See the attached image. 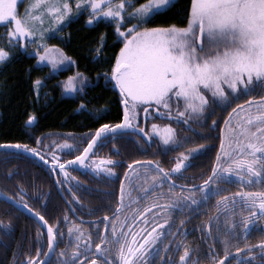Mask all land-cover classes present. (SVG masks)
I'll return each instance as SVG.
<instances>
[{
	"label": "snow or ice",
	"instance_id": "obj_1",
	"mask_svg": "<svg viewBox=\"0 0 264 264\" xmlns=\"http://www.w3.org/2000/svg\"><path fill=\"white\" fill-rule=\"evenodd\" d=\"M169 3L170 0H144L138 3L131 12H128V17L135 19L137 23L131 24L122 31V24L125 21L123 13L130 6L127 0H118L115 4L112 0H77V8L81 5L91 6L93 14L89 16V23L99 15L116 20V32L124 40L123 47L116 55L111 69V79L115 81V87L119 89L122 97L121 102L125 105L124 119L119 124L111 126L102 124L96 129V134L88 142V147L75 157V160L81 164L84 163L85 155L93 149L102 133L110 129L133 127V114L129 110V103L135 108L139 102H154L158 106L157 111L159 106H163L171 117V101L175 97L177 102L184 101V111L178 112V115L183 117L186 113L203 114L205 112L209 106V97L205 94L206 92L211 93L214 101H219L226 106L230 102V97L235 98L240 93L246 94L257 86L264 88V0H190L185 26L171 24L166 27H140L141 24H147ZM45 4H48L47 12L55 15V23L62 21L71 11L67 0H64L62 7L55 0L51 3L48 0H31L25 9V14L21 16L18 13V0H0V23L13 25L7 32L9 44L14 37L19 40L36 34L33 28L37 22L43 24V13L40 15L33 13L40 12ZM138 28H140L139 31H137ZM100 39V45L96 48L97 54L102 51L103 35ZM205 41L209 45L207 53L203 52ZM54 51L59 50L55 49V46H51V49L46 48L45 55H40V59L47 58L55 65L57 61L50 54ZM9 56L10 53L4 47H0V63L5 62ZM79 75L78 73L77 77H68L65 87L72 88L74 79ZM34 84L38 85L39 81H34ZM245 106L247 111H242L243 106L237 105L225 120V124L228 125L227 134L222 128L221 150L217 152V162L212 166L211 175L199 185H181V187L198 188L203 194V200H207V193L213 191L210 186L216 183L217 179L227 180L234 175L242 184L250 185L264 178V96L258 99L249 97ZM253 108H255L254 113ZM147 111L148 109H145V113ZM234 113H241V116L239 122L233 127L231 121ZM27 119L31 122L34 116L29 115ZM212 123L215 125L217 121ZM152 130L160 135L165 144L175 142V129L170 125H164L161 130L158 125L153 124ZM7 147H23L28 151H36L27 149L26 145L21 144L7 145ZM57 147L70 148L71 145L65 141L63 145H57ZM204 147V145H198L197 148L189 149V155ZM36 154L39 155V153ZM189 155L181 153L176 163L167 171L157 164V175L152 176L150 182L145 181L143 194L146 196L158 182L164 179L170 181L173 173L181 172L186 167ZM66 163L71 164L73 161H66ZM115 163L111 158H101L99 163L93 164V168L103 169L106 173L112 174L111 167L103 166ZM140 163L133 162L137 165ZM144 163L147 165L152 162ZM64 167V164L59 165L62 172ZM132 167L133 165L130 164L129 168ZM65 175L67 176V173ZM125 175L128 176L129 173L126 172ZM171 186H174V182ZM171 186L167 202L162 206L152 204V209L161 208L162 211H171L179 208L183 210L200 202L191 192L188 195L171 192ZM220 190L217 188L215 191ZM124 191V181H121V204L117 205V213L122 207ZM158 195L159 198H163L165 193L161 192ZM236 197L243 198L244 209H252L247 215L241 212L239 221L234 219ZM228 201L229 197H220L217 200L216 213L210 216L205 224L208 228L207 234L211 235V222L216 221L219 232V216L222 214L226 218L225 235L220 241L224 245V256H221L218 261L213 257L214 264H226L225 258L230 256L229 239L234 235L233 230L237 225L247 234L258 218H264V191L237 192L233 194L231 205ZM24 207H27V204ZM136 211V209L132 210L131 223H127L129 218L127 216L125 220H120L118 216L112 220V238L108 239L107 231L101 234L100 242L95 244V253L88 264H151L149 257L159 253L158 240L163 239V229L171 225L169 220L165 219L163 224H155L150 231L147 228L135 231L141 220L145 224L148 223L145 214L150 209L145 207L138 216L135 215ZM35 215L47 226L48 248L51 250L56 242L58 224H48V221L38 212ZM103 219L108 221L109 217L105 216ZM153 223H155V217ZM180 223L184 224L185 221L181 220ZM73 230L81 232L79 225L69 228V233ZM145 232H147L146 235ZM40 235L38 231L37 236ZM76 239L79 241L80 237L77 236ZM86 243L89 247L85 251H89L92 243L90 236ZM79 247L77 243L71 252L72 259L64 261L63 264H77V259L84 260L83 254L78 250ZM169 247H171L170 244L164 245L165 251ZM256 247H259L264 254V240L259 241L257 245L246 244L244 250L255 259L253 250ZM235 251L240 253L242 250L237 247ZM40 252L41 249L37 248L36 255L30 257L27 264H47L46 260L38 261ZM190 252L189 247H184L177 264H187ZM48 255V252H44L45 257ZM60 255H64V252L62 251ZM97 256L100 258L97 259ZM161 259L163 264V257ZM168 264H172L171 257L168 258ZM259 264H264V260H261Z\"/></svg>",
	"mask_w": 264,
	"mask_h": 264
},
{
	"label": "flooded vegetation",
	"instance_id": "obj_2",
	"mask_svg": "<svg viewBox=\"0 0 264 264\" xmlns=\"http://www.w3.org/2000/svg\"><path fill=\"white\" fill-rule=\"evenodd\" d=\"M100 17L102 18L103 15L96 16L95 19ZM114 21L113 24H116V20ZM127 22L128 20H126L125 16L122 31L125 29ZM119 38L123 40L122 37L119 36ZM20 41L22 42L21 39ZM205 94L209 97V106L203 114L186 113L185 116L179 118L175 112L177 108L178 110L182 108V111H184L183 101L177 102L173 98L171 101V117L168 115V110L164 109L163 106L159 107V114L153 113L157 110V106L155 111L150 110L148 116L144 117V119L140 116L134 120L137 127L143 128L142 134L128 127L119 135H110L99 140L86 161L79 168L64 167L62 172L59 165L65 164L66 161H71L79 156L92 139V136L96 134V131L82 147L78 155L61 162L55 167L47 160H50V158H44L40 154L37 155L36 153L38 152L36 151L32 152L23 147L21 148L26 152L37 155L40 160L13 150L19 153L17 157L33 159L35 163L43 166L44 170L35 173L31 179L30 177H25L23 179L4 181L0 178V264H27L30 257L36 255L37 248L41 249L38 261L46 260L47 264H63L64 261L72 259L71 252L77 243L80 245L78 250L84 256V260L77 259V264H88L95 253V244L100 242L101 234L107 231L108 239L112 238V220L117 216L120 220H125L127 216L129 217L127 223H131L132 210L136 209L135 215L138 216L139 212H142L145 207L150 209L145 214L148 223L145 224L141 220L134 229L135 231H139L141 228H147L150 231L151 228L155 227V224H163L165 219H168L171 225V227L165 226L163 229V239L158 240L159 253L149 257L151 264H162V257L163 264H168L169 257H171L172 264H177L179 256L186 246L191 250L187 264H214L213 257L218 261L221 256H224V245L220 241L225 235L226 218L222 214L219 216V232L217 231L215 220L211 222V235L207 234L208 228L205 227L209 217L216 213L217 200L220 197L227 196L229 197L228 203L231 205L233 194L237 192L264 191V178L260 182H253L250 185L247 183L242 184L234 175L227 180L217 179L216 183L210 186L213 191L207 193V200H203V194L198 188L181 187V185H199L207 179L212 173L213 164L217 162V152L220 151L221 129L225 124L226 118L220 123V117L216 114L224 105L217 106L216 104H219V102L214 101L207 93ZM213 121H217V123L213 125ZM153 124L158 125L161 130L166 124L175 129V142L165 144L157 132L152 131L151 134ZM115 138H120L122 153L119 148L114 146ZM132 138H137L141 141V147H144L142 153L144 158L136 160L141 162L138 165L133 164L134 161L130 162L127 159ZM147 142L154 146H148ZM198 145H204L205 147L189 155V149L197 148ZM181 153L189 155L186 167L179 173H173L170 181L164 179L158 182L156 187L152 188L145 196L143 194L144 183L146 180L150 182V178L157 175L156 165L159 164L166 171L170 170ZM148 155L150 157L147 158ZM50 157L55 160L54 156L50 155ZM101 158H111L116 162L112 165L103 166L111 167L113 170L112 174L106 173L103 169L97 170L93 168V164L99 163ZM147 161L152 163L146 165L144 162ZM130 164L133 165L132 168H129ZM38 165L24 164L22 166L37 167ZM52 170L56 174V177L53 178L54 185L57 188L58 200L63 205V217H66V219L63 225L56 229V242L53 249L49 250L47 226L43 224V221L39 220L35 213L38 212L45 220H49V209L51 207V196L49 193L51 189L48 182L50 181ZM126 172L129 173L128 176L125 175ZM65 173H67V176ZM99 180L103 181L101 185L105 186L104 192L112 193L110 196H105L107 198L113 196L115 186L117 187V204L116 206H110V209L109 205H101L103 210L99 213V216L89 219L90 213L83 210L84 201L82 200L89 201L92 199L91 194H98L101 191L96 188ZM121 181H124L125 191L121 210L117 213V205L121 204ZM173 182L174 186H171ZM170 186L171 192L183 195H188L191 192L200 202L198 205H194L191 208L185 207L183 210L179 208L171 211H162L161 208L152 209V204L162 206L167 202ZM111 187L112 189H110ZM217 188L221 190L215 191ZM161 192L165 193L163 198H159L158 194ZM242 200V197H236L234 219L237 221L241 219V212L247 215L248 212L252 211V209H244L242 207ZM25 204H27V207H24ZM221 207L223 206L221 205ZM105 216L109 217L108 221L103 219ZM154 217L155 223H153ZM181 220H184L185 223L181 224ZM74 225H79L81 232L73 230L72 233H69V228ZM263 225L264 218H258L256 224L247 234L237 225L233 230L234 235L229 239L228 250L230 256L225 258L226 264H245L244 259L246 264L259 263L257 253L259 247L253 250L255 259L249 256L244 248L246 244H258L255 241V237L256 234H264ZM117 227L119 228V225ZM38 231L41 233L39 237L37 236ZM173 233H176V235H173ZM144 234L146 235L147 232ZM77 236L80 237L79 241L76 239ZM89 236L92 243L90 250L85 251L89 247L86 243ZM182 241L184 243H181ZM253 241L254 243H252ZM166 244L171 245L167 251L164 248ZM237 247L241 248L242 251L240 253L235 251ZM62 251L64 255H60ZM44 252H48L49 255L45 257ZM96 258L99 259L100 257L97 256Z\"/></svg>",
	"mask_w": 264,
	"mask_h": 264
},
{
	"label": "trees",
	"instance_id": "obj_3",
	"mask_svg": "<svg viewBox=\"0 0 264 264\" xmlns=\"http://www.w3.org/2000/svg\"><path fill=\"white\" fill-rule=\"evenodd\" d=\"M118 1V0H117ZM132 5L144 0H129ZM190 0H175L165 9L155 14L144 27L169 26L176 24L183 27L187 23V12ZM89 10H84L69 20L55 35L47 38L42 46L26 44L22 40L19 55L0 69V145H26L27 149H35L41 156L51 162L53 167L63 161L74 158L82 147L90 140L92 134L102 124H119L122 120V97L113 87L109 77L110 68L123 40L116 32V24L112 18L100 17L89 23ZM9 24H0V31ZM103 35L102 51L97 54ZM59 51L50 52L55 57L53 65L49 59H40L45 49ZM209 51L205 41L204 53ZM66 57V59H65ZM73 81L76 91L67 95L63 88L68 77H77ZM39 84H34V81ZM66 88V87H65ZM264 96V88L259 86L246 94L240 93L216 114L220 123L237 105H244L249 97L258 99ZM29 115H33L36 123L27 128L25 123ZM220 125V124H219ZM67 141L70 148L57 147ZM114 146L121 150L120 138H115ZM148 146L151 145L147 142ZM141 141L132 138L128 161L133 162L144 158ZM13 150H0V178L4 181L31 177L44 170V167L30 158L17 157ZM54 156L55 160L51 159ZM150 157L149 155L147 158ZM24 164H36L37 167H26ZM20 165V166H19ZM50 184L51 203L49 224L61 227L65 222L63 205L58 200L57 188L54 185V170L51 171ZM47 182V179H46ZM103 181L99 180L96 188L101 191L91 194L89 201L82 200L84 211L90 213L89 219L99 216L103 210L101 205L116 206L117 187L112 193L104 192ZM3 186H5L3 184ZM112 189V187L110 188ZM255 241L264 240V234H256ZM254 243V241L252 242ZM258 261L264 260V254L257 250ZM244 262L245 259H244ZM259 264V263H258Z\"/></svg>",
	"mask_w": 264,
	"mask_h": 264
},
{
	"label": "rangeland",
	"instance_id": "obj_4",
	"mask_svg": "<svg viewBox=\"0 0 264 264\" xmlns=\"http://www.w3.org/2000/svg\"><path fill=\"white\" fill-rule=\"evenodd\" d=\"M175 0H170V3L169 5L174 2ZM49 3L52 2V0H48ZM55 2L62 7V4L64 2V0H55ZM67 2L69 3L70 7H71V11L65 16V18L60 21L59 23H55V15L53 14H49L47 12V6L48 4H45L44 8L40 10V12H34L33 14L34 15H40L41 13H43V24L41 25L39 22H37L35 24V27L33 28V31L36 33L34 36L32 37H28V36H25L23 39L21 40H26V44L30 45L31 43L34 44V45H39V46H42L43 42L45 40H47V38L55 35L61 28H63L66 23L73 19L76 15H78L80 12L84 11V10H89L90 13H92V9H91V6L88 5V6H84V5H81L79 8H77V0H67ZM118 1L117 0H112V3L115 4L117 3ZM128 2V5H130L129 7H127V10L123 13L125 16H126V20H128L127 22V25L125 26V29L128 28L131 24H135L137 23V21L131 17H128V12H131L132 11V8L136 7L137 5L133 6L132 5V2L127 0ZM31 3V0H18V13L23 16L25 14V9L29 6V4ZM168 5V6H169ZM106 7V6H105ZM165 9V8H164ZM163 10V9H162ZM161 11V10H160ZM0 24H3V23H0ZM13 25L9 24V26H7L5 29L1 30L0 31V47H4L9 53H10V56L9 58L3 62V63H0V69L7 63H9L14 57H16L18 55V52H19V45L21 43L20 39L17 40V38H13L12 40V43L9 44L8 43V36H7V32L10 28H12ZM141 28H143L144 26H140ZM140 28L137 29V31H139ZM123 43H124V40H123ZM123 43H122V47H123ZM96 51V50H95ZM119 53V51H118ZM117 53V54H118ZM116 58V57H115ZM115 58L113 60V63L111 65V68H110V74H109V77L111 79V69L115 63ZM112 80V79H111ZM112 85L113 87H115V81L112 80ZM116 88V87H115ZM118 91L119 89L116 88ZM64 90V93L67 94V95H71L73 94L75 91H76V88L74 89L73 87L72 88H63ZM120 92V91H119ZM208 95H210L211 97V93L210 92H206ZM175 99V97H173ZM212 98V97H211ZM213 99V98H212ZM183 101V100H182ZM129 110L130 112L133 114L132 115V125L133 127H130V129H134L136 132L142 134L143 131H141V129H143L142 127H137L134 123V120L136 118H139L140 116L142 117V119H144V117H147L148 116V112L151 110H154L155 111V108L157 107V105L154 103V102H148V103H145V102H139L136 104L135 108H133L131 106V103H129ZM243 106L242 108V111H247V108L244 105H241ZM160 107V106H159ZM183 107H184V101H183ZM145 109H148L147 113H145ZM179 111H182V108L180 110H178V108L176 109V115H178V112ZM232 112V111H231ZM255 112V108H253V113ZM155 114H159L160 111L158 112L157 110L155 112H153ZM218 113V112H217ZM179 116V115H178ZM240 116H241V113H234L233 114V117H232V126L234 127L236 123L239 122L240 120ZM229 117V114L227 116L226 119H228ZM180 118V116H179ZM223 128L225 129V133L227 134V129H228V125L224 124ZM152 129V128H151ZM152 131L151 130V134H152ZM154 132V131H153ZM227 138V136H226ZM219 150H221V144H220V148Z\"/></svg>",
	"mask_w": 264,
	"mask_h": 264
},
{
	"label": "water",
	"instance_id": "obj_5",
	"mask_svg": "<svg viewBox=\"0 0 264 264\" xmlns=\"http://www.w3.org/2000/svg\"><path fill=\"white\" fill-rule=\"evenodd\" d=\"M124 108H125V105L122 103V114H123V116H122V120L124 119ZM122 120H121V121H122ZM35 122H36V119H35V118H34V120L31 121V122H29V121L27 120V122L25 123V126H26L27 128H32V127L35 125ZM120 123H121V122H120ZM126 129H127V128H119V129H115V130H111V129H110L109 131H107V132H105V133H102L101 137L98 138L97 142H98L99 140L103 139V138H106V137L110 136V135H119V134L123 133ZM97 142L94 144L93 149H94V147L96 146ZM9 145H12V144H9ZM86 147H88V145H87ZM93 149H92V150H93ZM0 150H16V151H19V152H21V153H23V154H25V155L27 154V155H30V156H32V157L37 158V159L40 160V158H39L37 155L32 154V153H29V152H26V151H24V150L21 149V148L7 147V145H0ZM92 150H91L87 155H85V157H84V162L86 161V159L88 158V156L90 155V153L92 152ZM71 161H73V163H71V164L65 163V164H64L65 167H67V168H75V167H76V168H79V167L82 165L79 161H76L75 159H73V160H71ZM263 232H264V225H263Z\"/></svg>",
	"mask_w": 264,
	"mask_h": 264
}]
</instances>
